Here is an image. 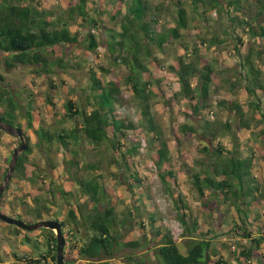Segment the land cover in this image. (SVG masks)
<instances>
[{
	"label": "trees",
	"instance_id": "trees-1",
	"mask_svg": "<svg viewBox=\"0 0 264 264\" xmlns=\"http://www.w3.org/2000/svg\"><path fill=\"white\" fill-rule=\"evenodd\" d=\"M124 1L128 4L126 11L122 14L121 3ZM166 1H172L174 13H171L173 16L170 17H174V24L164 29L162 14L164 10L165 14L169 11V8L164 5ZM116 2L118 3L114 5L115 13L111 15V19L117 21L119 28L113 34H109L108 51L114 65L124 64L127 67L124 83L129 87L145 119L143 128L146 127L147 134L154 132V135H151L156 137L155 139L159 138L158 126L149 116V99L157 95V92L150 87L154 81L158 82L155 72L161 68L158 56L154 54L152 47L162 51L164 44L175 41L180 45L181 53L174 57L169 68L174 71L179 82L177 95L187 99L190 105L191 112L184 111V114L191 113L198 119L193 124L191 122L180 124L178 128L180 135L196 133V127L200 126L204 129L201 135L213 141L216 135L231 134L233 138V146L229 150L220 142L212 146L213 150L211 146L206 145L198 148L200 153H205L210 159L206 162L204 160L208 170L202 169L200 173L192 176V186L201 199L208 190L210 195H216V198L220 195V200L232 203L240 212L241 206L246 204L243 200L245 193L241 192L242 182L247 175L251 174L255 156L249 145H246L245 150L236 147L239 145V138L234 135L232 127L233 123H237L240 136L243 137L250 131L252 125H261V130L255 138L262 133L264 135V105H261V91L264 90L261 68L264 64V23L259 21V17L264 18V0H226L223 5L219 3V0H190L193 15H197L196 12L201 14L205 9H216L218 16L225 18V23H219L225 26L226 30L222 32L224 36H220L218 24L206 23L207 31L211 32V36L207 40L202 38L200 42L207 41L205 44L210 47L223 43L226 39L232 40V50L237 62L242 70L247 71L240 73L241 78L245 76L247 82L244 87L249 97L247 108L245 109L236 97L217 99V107L225 110L230 116L223 122L214 120L215 112L209 108L212 87L216 89L212 75L214 66L200 54V44L192 45L188 40H184L191 23L182 0H160L155 6H152L148 0H117ZM91 6L88 0H78L76 3L67 1L64 9L58 8L62 9L58 13L56 10L39 8L40 0H0V59L3 66L7 69L15 66L28 67L34 74L47 76L56 72L55 67H65L61 56L49 58L47 54L58 51L62 44L78 42L79 33L76 30V33L71 32V24L92 27L87 35V47L89 51H94L100 45L95 38L94 27H99L102 23L99 17L91 15ZM216 25L218 29L214 28ZM190 35H192L191 41H195L198 36L191 33ZM244 35L247 37L245 41L242 37ZM149 61L154 69L148 66ZM99 69L103 77L97 74L95 66L88 67V93L83 89L84 95L80 99H68L64 103V117L72 120L73 126L58 125L54 129L43 127L41 124L36 128L33 126L32 94H28L27 104L24 105L18 101L17 91L8 90L6 86H3L4 78L0 73V120L21 128L27 140V149L18 155L11 180L16 175L20 177V180L39 181L43 184L44 178L48 177L47 174L29 172L27 169L28 154L32 152V147L28 144L30 138L27 130L29 129L36 137L35 145L48 156L52 151L53 142L59 143V146L64 149L62 164L66 172L70 174L71 180L80 192L87 196L88 202L93 204L91 207L88 204L85 207L73 206L70 201L73 191L62 183L54 182L52 178L46 189L37 188L40 192L45 191L44 194L32 197L34 205L29 211L34 221L31 220L28 223L40 221L43 216H46L45 220H58L62 229L65 228L63 235L65 241L68 240V245L63 251L64 264H81L82 260H86V264H116L111 263L116 257V252L123 248L134 251L141 249L144 245L143 241H147L146 232L143 231L146 223L142 221L139 222V227L142 229L140 240L135 237L121 239L123 235L120 234V229L124 228L123 225L133 214L128 211L127 216L118 218L112 193L104 185L102 174L98 172L100 161L93 159L84 163L79 154L83 146L93 150L95 154H100L105 144H108L112 151L117 152L116 155L111 156L110 161L117 163L120 157L126 163V155H132L131 151L135 150L132 142L131 144L127 142L128 140H125L126 143L123 144L120 142L125 135L127 136L129 130L136 129L137 126L130 122L125 124L124 120L117 116L115 105L120 101L121 93L119 76L110 68L100 66ZM50 85L54 87L53 84ZM46 101H50L48 96ZM168 101L170 102L171 98ZM205 109H208L206 114L208 118L203 112ZM18 113L22 121L17 117ZM0 132H2L1 129ZM176 141L180 142L179 139ZM135 144L139 145V143ZM88 149L86 151H89ZM224 152L228 153L224 157L225 160L221 159ZM261 159L264 161V157ZM168 160L167 142L161 141L154 151L152 161L159 170L168 163ZM6 170L7 168L4 174ZM159 177L163 182L169 179L174 180V172L162 167ZM136 182L140 183V179L137 178ZM254 190L257 192L258 188L254 186ZM108 191L111 196L108 204L99 210L96 205L107 196ZM204 205L207 206V202ZM186 209L182 196L177 195L176 216L182 227L181 237L185 249L180 248L168 231L162 232L161 226H158L154 230V234L159 236L155 252V257L159 256L156 257L157 262H162L161 264H231L219 254L207 234L197 232L198 223L194 217L186 213ZM58 214H62L63 219H58ZM20 217L21 215L17 216L19 219ZM151 218L148 220L155 222L154 214ZM15 228L17 231L24 230ZM48 230L47 250L39 253L45 262L35 260L37 264H48V260L55 264L56 238L54 232L51 229ZM229 231L236 233L242 231L239 239L245 240V242L238 240L235 242L236 246L229 248V253L232 254L236 264H251L252 259L256 262L254 264L262 261L264 257L260 248L264 241V234L260 230L258 233L261 235L254 234L244 220H241V223H235ZM31 238L27 234L24 236V241L30 242ZM133 250L122 257L121 264H148L143 255L137 256ZM13 255L16 259L32 260L29 254L23 257Z\"/></svg>",
	"mask_w": 264,
	"mask_h": 264
},
{
	"label": "rangeland",
	"instance_id": "rangeland-1",
	"mask_svg": "<svg viewBox=\"0 0 264 264\" xmlns=\"http://www.w3.org/2000/svg\"><path fill=\"white\" fill-rule=\"evenodd\" d=\"M67 1L76 3L78 0H40L41 7L39 8L52 9L59 13L65 8ZM116 1L88 0L89 6L92 4L90 8L91 15L99 17L102 23L101 26L94 27L95 38L98 44H100L94 51H89L87 47V35L92 27L89 28L88 25L81 27L71 24V32L76 33L78 31L79 33L78 42L62 44V47L58 48V51L47 54L49 58L61 56L65 67L60 68L57 66L55 67L56 72L47 76L46 74H34L28 67L15 66L12 69H7L3 66V62L0 59V73H2L4 78L2 84L8 90L17 91L19 93L18 101L24 103V105L27 104L26 99L28 98V94H32L33 111L31 119L35 128L40 124L43 127L47 126L51 129L56 128L58 125L71 127L73 126V121L64 117V103L68 99H80L84 95L83 89L88 93V67L91 65L95 66L97 74L101 77L103 76L101 75L102 71L99 69L100 66L114 70L119 76L121 86L120 101L115 105L117 116L122 118L125 124L130 122L137 126L136 129L129 130L127 136L125 135L124 139L120 142L122 144L126 143L125 140H128L129 144L132 142L135 150L131 151L130 154L132 155H126V163L120 157H118L117 163L110 161L111 156L116 155L117 152L112 151L108 144H105L100 154H95L93 150L84 146L80 148L79 154L84 163H88L93 159L100 161L98 163V172L102 174L104 185L112 193L118 218L121 219L127 216L128 211L133 214L123 225L124 228L120 229V234L123 235L121 239L127 240L130 237H135L140 240L142 229L139 227V222L142 221L146 223V228L143 231L146 232V240L148 242L143 241V247L135 249V251L128 248L119 250L116 252V257L111 263H123L122 257L133 250V253L137 256L143 255L144 260L148 264H161L162 262H157L156 257L159 256L156 255L155 257L158 247L156 243L159 240V236L154 234V230L158 226H161L162 232L168 231V234L184 250L185 244L181 237L182 227L176 216V196L180 195L187 207L186 213L194 217L198 223L197 232L207 234L219 254L230 261L231 264H236L232 254L229 253V248L231 249V246H236V241L242 240L245 242V240L239 239L242 231L236 233L235 231H229V229L233 228L235 223H241V220H244L247 227L254 234L261 235V233H258V230L264 234V161L261 159V157H264V135L262 133L258 138H255L262 126L252 125L250 131L246 132L243 137L240 136V128L237 123H233L232 127L234 135L239 138V145H236V147L245 150L247 148L246 145H249L251 147L250 150H253V155L255 156L252 169L250 170L251 174L247 175L242 182L241 192L245 193L243 200H245L246 204L241 206V211L236 210L232 203L220 200V195L219 199L216 198V195H210L208 190L205 191L206 195L201 199L192 186V176L195 173H200L202 169L208 170V165L204 164V160L206 162L210 158L205 153H200L198 148L204 145L211 146L210 148H212L216 142H220L229 150L232 149L233 138L231 134H225L224 136L216 135V139L213 141L201 135L204 129L200 126L196 127V133L180 135L178 131L180 124L184 122H191L193 124L198 119L191 113L190 115L184 114V111L191 112L190 105L187 99H183L177 95L179 82L174 71L169 68V64L175 59L174 57L181 53L180 45L175 41L164 44L162 51L157 47H152V51L158 56L161 68L155 72L158 82L154 81L150 87L157 92V95L149 99V116L158 126L160 134L157 139L153 136L154 132H151L153 135L148 133V136L146 127L143 128L144 125H142L146 123L145 119L142 117L140 108L137 106L129 87L124 83L127 67L124 64H120L119 66L114 65L111 62L108 51L109 46L107 42L109 34H113L119 28L117 21L111 19V15L115 13L114 5L118 3ZM148 1L152 6L160 2V0ZM182 2L187 15L190 16L191 23L184 40H188L192 45L194 43L200 44V54L214 66L212 75L216 89L212 87L209 108L215 112L214 120L223 122L230 116L225 110L217 107V99L221 97H236L242 102L243 107L247 108L249 97H247L248 95L244 89L247 82L245 76L241 78L240 75L242 71L245 72L246 70H242L239 62H237V58L232 50V40L226 39L223 43L210 47H207L205 44L207 41L200 42L202 38L207 40L211 36V32L207 31L206 23L209 25L218 24L219 29L218 25L214 28L220 30L219 34L221 37L224 36L222 32H225L226 29L224 25L220 24L221 22L225 23V18H220L216 9H205L202 12L200 8L202 13L198 14L196 12L197 15H193L190 0H182ZM225 2L226 0H219L221 5ZM127 4L126 1L121 3L122 14L126 11ZM164 5L169 8L167 14H165V10L164 14H162V24L164 29H166L174 24V17H170L173 16L171 13H174V10L172 1H166ZM59 7L63 8L58 9ZM56 11L55 13H57ZM162 15L160 17L161 21ZM259 21L264 23V18L259 17ZM190 33L198 35L195 41H191L192 35ZM242 37L245 38L244 41L247 38L245 35ZM76 63H79V65H75ZM147 64H149L148 66L151 69H154L150 61ZM261 68L264 81V64ZM50 84H53L54 87H51ZM261 93V105H264V90ZM47 96L51 102L46 101ZM169 98H171L170 102L168 101ZM208 109L203 111L205 117H207ZM17 117L20 121L23 120L19 113ZM27 133L30 138L28 144L32 147V152L28 154L29 162L27 169L29 172L36 171L41 174H47L48 177L44 178L43 184L39 181L20 180V177L16 175H14L13 180H11V177L0 198L1 212L9 216L14 215L15 218L21 215L20 219L27 223L33 220L29 211L34 205L32 197L45 193V191H38L37 188L42 187L46 189L50 178L56 183H62L66 188H70L73 191V196L70 200L73 206L85 207L88 204L91 207L93 204L88 202L87 196L80 192V189L71 180L70 174L66 172L65 166L62 164L64 149L59 146V143L53 142L52 151L48 156L35 145V135L29 129ZM177 139L180 142H177ZM161 141L167 142L169 150L168 163L162 167L174 172V180L169 179L167 182H163L159 177V171L162 167L158 170L152 161L154 151ZM25 142L27 144L26 139ZM135 143H139V145ZM18 145L19 140L16 136L10 135L3 130L0 132V184L5 175L4 171L8 167L12 150ZM87 149L89 151H86ZM123 150L125 149L123 148ZM226 155L228 153L224 152L221 155V159L225 160L224 157ZM135 178L136 181L139 178L140 183H137ZM254 186L258 188L257 192L256 190L253 191ZM109 191L107 196L97 203L96 207L99 210H102L108 204V200L111 197ZM206 202L207 206L204 205ZM244 212L245 214H243ZM152 214H154L155 222L148 220L152 219ZM245 215H248V217H245ZM45 218L46 216H43L42 220H45ZM58 219H63V215L58 214ZM15 227L0 220V264H24L25 259H15L13 254L19 255L22 252L23 255L19 256L23 257L29 254L32 260H35L39 256V253H44L47 250L46 233H48V229L40 227L30 231H17ZM62 230L64 231L65 228ZM27 234L32 237L30 242L24 241V236ZM67 245L68 240L65 241V247ZM260 251L264 257V241ZM13 261H16V263ZM80 263L86 264V260H82ZM254 263L256 262L252 259L251 264ZM48 264L52 263L48 260ZM258 264H264V258Z\"/></svg>",
	"mask_w": 264,
	"mask_h": 264
},
{
	"label": "water",
	"instance_id": "water-1",
	"mask_svg": "<svg viewBox=\"0 0 264 264\" xmlns=\"http://www.w3.org/2000/svg\"><path fill=\"white\" fill-rule=\"evenodd\" d=\"M0 129L5 131L6 133L16 136L19 140V145L15 147L12 150L10 160L8 163L7 170L5 172V175L3 177L2 183L0 184V198L1 193L3 192L4 188L8 184L9 180L11 179V175L15 169L18 155L25 151L27 149V144L25 142V135L23 133V130L19 127H14L4 121L0 120ZM0 220L14 225L18 228L24 229V230H34L40 227L51 229L56 238V255H55V264H64V247H65V238L63 235V230L61 223L58 220L54 219H47V220H40L36 221L32 224L27 223L19 218H15L12 216H9L0 210Z\"/></svg>",
	"mask_w": 264,
	"mask_h": 264
},
{
	"label": "flooded vegetation",
	"instance_id": "flooded-vegetation-1",
	"mask_svg": "<svg viewBox=\"0 0 264 264\" xmlns=\"http://www.w3.org/2000/svg\"><path fill=\"white\" fill-rule=\"evenodd\" d=\"M1 196H2V193H1ZM19 255H23L22 252H20ZM29 257H30V256H29ZM14 258L16 259V256H15V255H14ZM30 258H31V257H30ZM25 260H26V259H25ZM35 260H36V261H37V260H40L41 262H45V259H43V257H41V256H38L37 259H35ZM35 260H33V261H35ZM33 261L28 259V260L25 261L24 264L34 263ZM36 261H35V262H36ZM13 262L16 263V261H13ZM47 262H48V261H47ZM18 264H19V263H18Z\"/></svg>",
	"mask_w": 264,
	"mask_h": 264
}]
</instances>
